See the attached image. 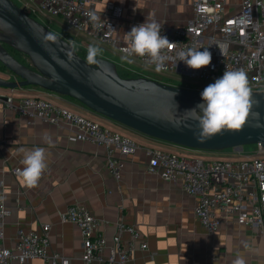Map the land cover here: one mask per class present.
Segmentation results:
<instances>
[{
    "label": "crops",
    "instance_id": "obj_1",
    "mask_svg": "<svg viewBox=\"0 0 264 264\" xmlns=\"http://www.w3.org/2000/svg\"><path fill=\"white\" fill-rule=\"evenodd\" d=\"M108 2L124 10L115 35L119 44L125 43V33L146 19L152 18L162 28L173 30L185 26L193 17L192 0H99L95 8L103 11ZM240 4L241 0H228L229 13L239 10ZM5 73L0 67V77L6 78ZM8 97L15 102L40 97L87 118L94 117L93 121L119 132L114 121L87 110L70 97L39 87L0 88V197L11 210L0 223L6 246L14 245L19 230L39 232L49 224L50 251L61 253L70 264H86L81 259L79 228L61 221L69 205L80 204L98 219L109 241L119 223L140 231L148 248L135 251L129 264H233L237 257H243L246 264H264V236L256 227L241 226L235 219L217 213L221 225L209 234L194 216L196 199L184 193L181 182L164 181L158 173L147 172L146 148L170 153L174 150L143 135L132 137L119 132L133 138L139 149L126 160L122 177L116 179L106 167L105 148L75 140L67 125L42 120L30 123L8 106ZM45 136L51 143L45 142ZM35 147L45 148L48 167L38 183L29 187L15 170L23 167L21 149ZM253 151L254 148L244 153L252 155ZM27 264L44 262L33 259Z\"/></svg>",
    "mask_w": 264,
    "mask_h": 264
},
{
    "label": "built area",
    "instance_id": "obj_2",
    "mask_svg": "<svg viewBox=\"0 0 264 264\" xmlns=\"http://www.w3.org/2000/svg\"><path fill=\"white\" fill-rule=\"evenodd\" d=\"M98 1L23 0L22 7L31 16L61 17L76 35L95 38L123 54L121 49L126 44H119L115 37L123 7L108 2L105 10L100 11L95 8ZM227 5L228 0H192L193 17L185 26L173 30L162 28L161 35L175 45L165 50L171 59L160 72L214 83L225 70L242 69L248 75L251 91L264 92V0H241L239 10L230 13ZM89 12L99 16L100 21L91 22ZM242 18H251V23L240 24ZM194 44L211 45L208 48L212 54L209 66L195 70L178 60L177 53ZM130 58L155 68L147 63L148 57ZM7 104L30 123L42 120L52 125L64 124L72 128L75 140L105 148L106 167L116 179L122 177L126 160L139 149L132 138L43 98L26 97L15 102L8 97ZM244 150L234 149L236 154L244 157L240 160L205 162L150 147L145 149L147 172L158 173L164 181H180L184 193L196 199L194 216L209 234L219 229L221 219L217 213H221L241 226L256 227L264 236V147L256 144L252 155H247ZM10 214V208L0 197V223ZM61 221L79 228L81 259L86 264H129L135 251L148 248L140 231L124 223L117 225L116 233L109 241L100 229L98 219L80 204L69 205ZM50 229L49 224H44L39 232L19 230L10 247L4 244V233L0 229V264H27L33 259H41L44 264H70L61 253L50 251ZM125 235L129 238L125 239Z\"/></svg>",
    "mask_w": 264,
    "mask_h": 264
},
{
    "label": "water",
    "instance_id": "obj_3",
    "mask_svg": "<svg viewBox=\"0 0 264 264\" xmlns=\"http://www.w3.org/2000/svg\"><path fill=\"white\" fill-rule=\"evenodd\" d=\"M51 35L54 39H48ZM8 47L26 55L22 64ZM0 65L6 78L0 88L40 87L75 99L94 113L148 138L191 149L241 150L264 147V92H252L253 105L239 131H225L200 143L194 137L196 122L186 110L202 103L201 92L149 78H123L117 66L98 57L88 64L71 43L31 17L12 0H0ZM174 94V95H173ZM191 125V128L185 126Z\"/></svg>",
    "mask_w": 264,
    "mask_h": 264
},
{
    "label": "clouds",
    "instance_id": "obj_4",
    "mask_svg": "<svg viewBox=\"0 0 264 264\" xmlns=\"http://www.w3.org/2000/svg\"><path fill=\"white\" fill-rule=\"evenodd\" d=\"M88 16L94 24L100 21V17L94 12H89ZM239 23L248 25L251 23V18H242ZM161 29L162 25L152 18L133 26L129 32L125 33L126 46L121 49L124 54L121 58L132 63L130 57H148L147 63L155 65L156 71L164 70L166 62L171 59L165 54V50L172 48L175 44L171 43L166 36L161 35ZM48 39H54V37L49 35ZM73 47H75L74 44ZM209 47L194 44L182 49L177 53L178 60L195 70L207 67L212 60ZM201 48L204 50L201 51ZM101 52L102 50L98 46L89 45L86 53L87 63L96 64L97 57ZM220 52L223 55L221 50ZM201 99L202 103L185 111L188 118L196 122L193 134L200 143H204L216 135H222L225 131L241 130L254 103L259 104V101L252 99L248 75L242 69L225 70L220 78L203 89ZM185 126L191 128V125ZM44 139L45 142L51 143L49 137L45 136ZM21 152L23 158L20 163L23 167L17 169V175L27 186H35L48 167L46 150L43 147H35L28 150L21 149ZM233 264H246V261L243 257H237Z\"/></svg>",
    "mask_w": 264,
    "mask_h": 264
},
{
    "label": "rangeland",
    "instance_id": "obj_5",
    "mask_svg": "<svg viewBox=\"0 0 264 264\" xmlns=\"http://www.w3.org/2000/svg\"><path fill=\"white\" fill-rule=\"evenodd\" d=\"M12 1L19 7H22L23 5V0H12ZM31 17H33L38 22L42 23L44 26H46L54 33L61 36L63 39H65L72 45L74 44L75 45L74 48L76 52L82 54L85 58H86V53H87V47L89 45L98 46L102 50L101 54L98 57L106 58L109 61L114 62L117 66L119 74L123 78L143 77V78L153 79V80H156V81H159L165 84L174 85V86H180V87L187 86L188 88L195 89V90H203L207 85L211 84V83H203V82L196 81L194 79H191L188 76L168 74V73H163L160 71L158 72L155 70L154 67L144 65L131 58L130 59L133 62L128 63L127 61L121 58L124 54L120 53L116 49L102 45L95 38H91L85 35H76V33L73 30L67 27V24L61 17H50L45 14H41V15L38 14V15L31 16ZM87 42L90 44H88ZM12 53L18 60L24 61L26 62V64H30V60L28 59V57L24 56L23 54L17 53V52H12ZM56 95H60V94H56ZM60 96H64V95H60ZM87 110L89 109L87 108ZM88 118H90L91 120L95 119L94 117H88ZM100 122H104V121H100ZM116 125H117V130L121 133H127L131 135L132 137L141 135L133 130H130L124 127L121 124L116 123ZM102 126L114 131L107 124H104ZM153 141H157V140H153ZM157 142L159 143V145H162V147L166 146L170 148V150H174L172 153L178 156L185 157V158L200 159L205 162H210L214 160H233L234 161V160H240L244 158L236 154L234 149H226L222 151H210V150L185 148V147H181V146H177V145H173V144H169L165 142H160V141H157ZM255 147H256V144H253V145L245 146L244 148L245 150H249L252 148L255 149ZM165 152H168V151H165Z\"/></svg>",
    "mask_w": 264,
    "mask_h": 264
},
{
    "label": "trees",
    "instance_id": "obj_6",
    "mask_svg": "<svg viewBox=\"0 0 264 264\" xmlns=\"http://www.w3.org/2000/svg\"><path fill=\"white\" fill-rule=\"evenodd\" d=\"M8 50H9V52L13 55V53L12 52H17V51H15L14 49H12V48H10V47H8ZM17 53H19V52H17ZM21 54V53H20ZM77 54L80 56V57H82L83 59H85L86 60V58L82 55V54H80V53H78L77 52ZM24 55V54H23ZM14 56V55H13ZM24 56H26V55H24ZM15 57V56H14ZM27 57V56H26ZM16 58V57H15ZM17 59V58H16ZM29 59V58H28ZM18 60V59H17ZM20 61V60H19ZM87 61V60H86ZM22 64H24V65H26V66H29V67H31V63L30 64H26V62H24V61H20ZM0 67H2L3 69H5V67H3V66H1L0 65ZM6 70V69H5ZM121 76V75H120ZM122 77V76H121ZM185 88H188L187 86H185ZM191 89V88H190Z\"/></svg>",
    "mask_w": 264,
    "mask_h": 264
}]
</instances>
